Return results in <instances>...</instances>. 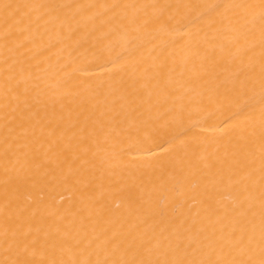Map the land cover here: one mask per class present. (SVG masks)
I'll return each instance as SVG.
<instances>
[{
	"label": "bare ground",
	"instance_id": "1",
	"mask_svg": "<svg viewBox=\"0 0 264 264\" xmlns=\"http://www.w3.org/2000/svg\"><path fill=\"white\" fill-rule=\"evenodd\" d=\"M0 264H264V0H0Z\"/></svg>",
	"mask_w": 264,
	"mask_h": 264
}]
</instances>
